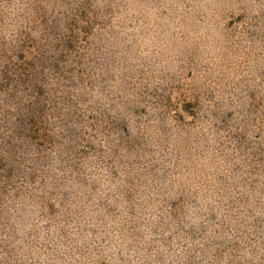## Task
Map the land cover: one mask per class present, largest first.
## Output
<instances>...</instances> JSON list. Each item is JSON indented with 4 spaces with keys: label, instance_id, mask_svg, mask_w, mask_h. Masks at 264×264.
Returning a JSON list of instances; mask_svg holds the SVG:
<instances>
[{
    "label": "rangeland",
    "instance_id": "obj_1",
    "mask_svg": "<svg viewBox=\"0 0 264 264\" xmlns=\"http://www.w3.org/2000/svg\"><path fill=\"white\" fill-rule=\"evenodd\" d=\"M0 264H264V0H0Z\"/></svg>",
    "mask_w": 264,
    "mask_h": 264
}]
</instances>
